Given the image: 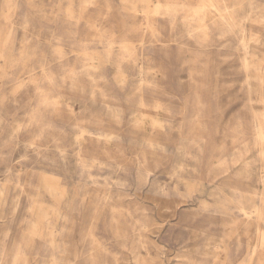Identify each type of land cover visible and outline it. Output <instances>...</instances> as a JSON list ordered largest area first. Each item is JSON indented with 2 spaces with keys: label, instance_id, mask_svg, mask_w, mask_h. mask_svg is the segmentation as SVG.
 Segmentation results:
<instances>
[{
  "label": "rangeland",
  "instance_id": "rangeland-1",
  "mask_svg": "<svg viewBox=\"0 0 264 264\" xmlns=\"http://www.w3.org/2000/svg\"><path fill=\"white\" fill-rule=\"evenodd\" d=\"M218 1L0 0V264H264V0Z\"/></svg>",
  "mask_w": 264,
  "mask_h": 264
},
{
  "label": "bare ground",
  "instance_id": "bare-ground-1",
  "mask_svg": "<svg viewBox=\"0 0 264 264\" xmlns=\"http://www.w3.org/2000/svg\"><path fill=\"white\" fill-rule=\"evenodd\" d=\"M203 1V6L204 7H207V8H211V9H213L215 12V14L216 15H218V18H219V20H223V22H226V20H227V16H226V14H225V12L224 11H227V12H230V11H228V8H226L225 7V5H224V2H220V1H218V0H202ZM169 2H170V0H169ZM168 2V3H169ZM179 4H168V6H167V9H168V11H171V8L172 7H177ZM40 12V11H39ZM198 17V16H197ZM203 19V18H202ZM190 21V20H189ZM193 23V22H192ZM191 25V24H190ZM199 27H201V26H206V20L205 19H203V22L200 24V25H198ZM158 28V27H157ZM168 28V27H167ZM157 32V31H156ZM154 33V32H153ZM160 33V32H159ZM161 34V33H160ZM140 35V34H139ZM151 36H154V35H151ZM152 38V37H151ZM154 38V37H153ZM156 39V38H155ZM245 64L246 65H248V62H247V60H245ZM143 107V106H142ZM259 119V118H258ZM257 121H259V120H257ZM262 124V123H261ZM259 125V124H258ZM264 127V126H263ZM258 128V127H257ZM253 129V128H252ZM259 129V128H258ZM258 129H256V130H258ZM254 130H255V128H254ZM253 130V131H254ZM258 133V132H257ZM240 134H242V133H240ZM259 138L261 139V141L263 142L264 141V129H262V128H260V130H259ZM259 153V152H258ZM3 175V174H2ZM4 176V175H3ZM47 177V176H46ZM51 177V176H50ZM55 178V177H54ZM57 178V177H56ZM19 182V181H18ZM20 185V184H19ZM48 185H49V183H48ZM50 186V185H49ZM60 186V185H59ZM68 187V186H67ZM58 192H59V190H58ZM63 195V194H62ZM19 203V202H18ZM19 206V205H18ZM16 207V206H15ZM32 207V206H31ZM16 210V209H15ZM260 214H262V212H260ZM224 216V215H223ZM223 218V217H222ZM223 219H228V218H223ZM239 219V218H238ZM226 221V220H225ZM228 221H229V219H228ZM223 222V221H222ZM231 222H232V219H231ZM234 222V221H233ZM233 222H232V224H233ZM92 223V222H91ZM92 225V224H91ZM229 225V224H228ZM221 226H223L222 224H221ZM226 226V225H225ZM236 230V229H235ZM261 233V232H260ZM225 234V233H224ZM7 235V234H6ZM13 240V239H12ZM227 240V239H226ZM5 241H7V239L5 240ZM100 241V240H99ZM223 241V240H222ZM89 242V241H88ZM262 244H264V235L262 234V235H260L259 237H258V239H257V242H256V245H255V247H254V250H253V252L255 253V252H257L258 251V249H259V247L262 245ZM263 246V245H262ZM262 248V247H261ZM5 251V250H4ZM228 253V252H227ZM1 254V253H0ZM25 254V253H24ZM254 255V254H253ZM14 256V255H13ZM260 257H259V259L262 261V254L260 253V255H259ZM6 259H7V257H6ZM85 259V258H84ZM191 260V259H190ZM138 261V260H137ZM6 262V261H5ZM190 262V261H189ZM3 264V263H2ZM19 264V263H18ZM261 264V263H260Z\"/></svg>",
  "mask_w": 264,
  "mask_h": 264
},
{
  "label": "crops",
  "instance_id": "crops-1",
  "mask_svg": "<svg viewBox=\"0 0 264 264\" xmlns=\"http://www.w3.org/2000/svg\"><path fill=\"white\" fill-rule=\"evenodd\" d=\"M189 7H190V6H188V8H189ZM256 212H257V213H258V212H261V209H260V207H259V209L257 208V211H256ZM254 245H255V244H254ZM254 247H255V246H254ZM262 256H263V257H262V261H261V262H263V261H264V255L262 254Z\"/></svg>",
  "mask_w": 264,
  "mask_h": 264
}]
</instances>
